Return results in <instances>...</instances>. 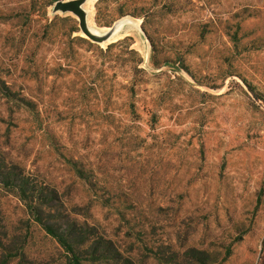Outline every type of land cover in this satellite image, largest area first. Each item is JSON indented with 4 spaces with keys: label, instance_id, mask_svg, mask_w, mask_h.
Listing matches in <instances>:
<instances>
[{
    "label": "rangeland",
    "instance_id": "1",
    "mask_svg": "<svg viewBox=\"0 0 264 264\" xmlns=\"http://www.w3.org/2000/svg\"><path fill=\"white\" fill-rule=\"evenodd\" d=\"M57 1L0 0V264L64 260L17 185L139 264H264V0H96L140 27L104 44Z\"/></svg>",
    "mask_w": 264,
    "mask_h": 264
},
{
    "label": "trees",
    "instance_id": "2",
    "mask_svg": "<svg viewBox=\"0 0 264 264\" xmlns=\"http://www.w3.org/2000/svg\"><path fill=\"white\" fill-rule=\"evenodd\" d=\"M129 40L132 39L127 37L123 42ZM12 186L15 188L16 185ZM20 186L17 185L19 198L25 204L28 216L48 237L55 240L60 246L64 253L62 264H139L135 258L131 257L132 251L123 250L117 246L104 234L100 233L96 227L91 226L88 221L80 223L68 221L62 224L53 221L52 223L53 215L44 210V205H35V199L26 197L27 191L22 190ZM8 236V232L2 227L0 240H4ZM240 240L242 239L238 241ZM0 249L5 250V246L1 242ZM230 254L231 249L228 250L223 262L227 260ZM184 259L192 262L191 264H217V260L210 259L205 252L203 254L197 249H189L184 254Z\"/></svg>",
    "mask_w": 264,
    "mask_h": 264
},
{
    "label": "water",
    "instance_id": "3",
    "mask_svg": "<svg viewBox=\"0 0 264 264\" xmlns=\"http://www.w3.org/2000/svg\"><path fill=\"white\" fill-rule=\"evenodd\" d=\"M88 0H59L53 6V13L61 12L63 14L71 13L77 17L81 32L91 41L104 44L109 42L115 34L127 25L136 22L132 18L124 17L109 27L106 32L99 33L101 28L93 29L88 24V13L84 10L83 6ZM140 30V27H138Z\"/></svg>",
    "mask_w": 264,
    "mask_h": 264
},
{
    "label": "bare ground",
    "instance_id": "4",
    "mask_svg": "<svg viewBox=\"0 0 264 264\" xmlns=\"http://www.w3.org/2000/svg\"><path fill=\"white\" fill-rule=\"evenodd\" d=\"M96 0H88L83 8L84 10L88 13V24L91 28L96 29L97 26L95 25L94 17H95V12H94V4ZM139 25L137 22H134L133 24L127 25L124 28H121L111 39L110 41H116L119 39H122L126 36H129L130 34H137L139 31ZM107 30L105 29H100L98 30L99 33H104Z\"/></svg>",
    "mask_w": 264,
    "mask_h": 264
}]
</instances>
